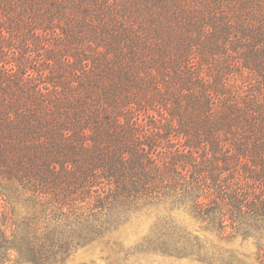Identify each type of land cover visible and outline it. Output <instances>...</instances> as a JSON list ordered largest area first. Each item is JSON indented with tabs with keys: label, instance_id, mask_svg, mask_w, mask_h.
<instances>
[{
	"label": "trees",
	"instance_id": "1",
	"mask_svg": "<svg viewBox=\"0 0 264 264\" xmlns=\"http://www.w3.org/2000/svg\"><path fill=\"white\" fill-rule=\"evenodd\" d=\"M154 205L264 264V0H0V264H249L169 217L128 249Z\"/></svg>",
	"mask_w": 264,
	"mask_h": 264
},
{
	"label": "rangeland",
	"instance_id": "2",
	"mask_svg": "<svg viewBox=\"0 0 264 264\" xmlns=\"http://www.w3.org/2000/svg\"><path fill=\"white\" fill-rule=\"evenodd\" d=\"M169 217L177 227L186 234L197 238L211 253L213 249L234 251L249 264H260L256 260L258 242L253 239L237 238L231 241H221L216 233L208 231L192 215L189 207L170 208L154 205L143 209L125 228L120 230V239L128 249L139 245L142 237L149 231L157 219ZM264 249V239L260 242ZM220 247V248H219ZM217 251V250H216ZM58 264H112L107 257V251L102 244L77 249L71 252ZM129 264H217L200 262L193 257L175 258L162 254H135Z\"/></svg>",
	"mask_w": 264,
	"mask_h": 264
}]
</instances>
